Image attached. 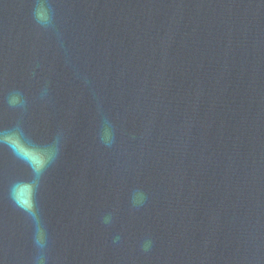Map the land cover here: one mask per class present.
I'll list each match as a JSON object with an SVG mask.
<instances>
[{
  "label": "water",
  "instance_id": "water-1",
  "mask_svg": "<svg viewBox=\"0 0 264 264\" xmlns=\"http://www.w3.org/2000/svg\"><path fill=\"white\" fill-rule=\"evenodd\" d=\"M38 2L0 0V131L60 151L40 249L0 145V264H264V0Z\"/></svg>",
  "mask_w": 264,
  "mask_h": 264
},
{
  "label": "clouds",
  "instance_id": "clouds-1",
  "mask_svg": "<svg viewBox=\"0 0 264 264\" xmlns=\"http://www.w3.org/2000/svg\"><path fill=\"white\" fill-rule=\"evenodd\" d=\"M33 17L37 25L42 28L47 29L53 26L52 11L43 0H39L34 7ZM7 102L8 105L13 108H23L26 105V100L18 91L10 93ZM110 137L111 131L106 128L103 138L106 142L110 143L108 139ZM58 141L59 137H57L56 141L52 144H37L24 133L19 124L14 128L0 131V145L6 146L18 160L24 162L31 170L32 178L28 181L13 182L9 190V195L13 203L37 224L34 240L40 249H44L46 246V230L39 223L36 194L40 186L41 177L44 175L49 165L54 163L59 155L60 147ZM22 189H26L28 193L26 203L22 202L18 196V193ZM137 195L140 196L142 194L137 193ZM110 220L111 217H105L104 222L109 223ZM37 264H45V257L43 255L37 258Z\"/></svg>",
  "mask_w": 264,
  "mask_h": 264
},
{
  "label": "snow or ice",
  "instance_id": "snow-or-ice-1",
  "mask_svg": "<svg viewBox=\"0 0 264 264\" xmlns=\"http://www.w3.org/2000/svg\"><path fill=\"white\" fill-rule=\"evenodd\" d=\"M18 196L20 198V200L22 202H27V196H28V193H27V190L26 189H22L19 193H18Z\"/></svg>",
  "mask_w": 264,
  "mask_h": 264
}]
</instances>
